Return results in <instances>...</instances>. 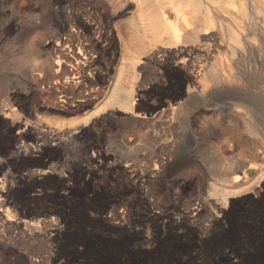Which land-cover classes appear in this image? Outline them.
<instances>
[{
	"label": "rangeland",
	"instance_id": "1",
	"mask_svg": "<svg viewBox=\"0 0 264 264\" xmlns=\"http://www.w3.org/2000/svg\"><path fill=\"white\" fill-rule=\"evenodd\" d=\"M200 8L0 0V264H264V0Z\"/></svg>",
	"mask_w": 264,
	"mask_h": 264
},
{
	"label": "bare ground",
	"instance_id": "2",
	"mask_svg": "<svg viewBox=\"0 0 264 264\" xmlns=\"http://www.w3.org/2000/svg\"><path fill=\"white\" fill-rule=\"evenodd\" d=\"M213 4H224V9L226 12L229 13V16L232 17L234 15L232 7L238 5L239 11L243 18H247L248 11H247V0H208ZM138 4V19L140 21L141 26L143 27L142 31H136L135 36L137 41L140 39L142 34L150 33L156 37L160 36L163 31H167L172 38L175 37L176 31L179 27L187 28V24L190 18L196 14L197 11H200L201 8L205 4V0H137ZM172 8L177 15L178 21L173 22L170 19L169 13L166 9ZM206 12V11H205ZM205 20L208 24H213L215 20H217L216 14H214L210 9L207 10ZM192 35L193 34H187ZM230 40L241 44V38L239 34L230 29L229 33ZM140 41V40H139ZM139 45V43H138ZM141 46L139 45V48ZM67 57V56H66ZM222 66V65H221ZM219 66H215L212 68V75L211 78L214 80L215 77H219ZM213 76V77H212ZM132 93L128 94V102L130 104V108L133 109L132 103ZM241 179L240 175H236L233 177V182H238ZM238 187V185H231L229 187L230 191L231 188ZM229 192V190H228ZM232 192V191H231ZM230 193V192H229ZM4 196V191L0 188V206L5 204V200L2 198ZM219 203L227 206L229 202V198L225 196L222 200H218ZM28 227L32 228L34 232H38L40 229L39 225L32 224L27 222L26 224Z\"/></svg>",
	"mask_w": 264,
	"mask_h": 264
}]
</instances>
